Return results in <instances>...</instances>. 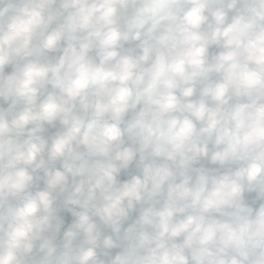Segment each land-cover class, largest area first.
<instances>
[{"label": "clouds", "instance_id": "9594fccd", "mask_svg": "<svg viewBox=\"0 0 264 264\" xmlns=\"http://www.w3.org/2000/svg\"><path fill=\"white\" fill-rule=\"evenodd\" d=\"M0 264H264V0H0Z\"/></svg>", "mask_w": 264, "mask_h": 264}]
</instances>
